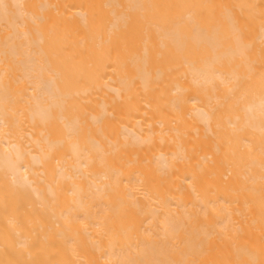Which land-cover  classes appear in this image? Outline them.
<instances>
[{
  "label": "bare ground",
  "instance_id": "bare-ground-1",
  "mask_svg": "<svg viewBox=\"0 0 264 264\" xmlns=\"http://www.w3.org/2000/svg\"><path fill=\"white\" fill-rule=\"evenodd\" d=\"M0 264H264V0H0Z\"/></svg>",
  "mask_w": 264,
  "mask_h": 264
}]
</instances>
